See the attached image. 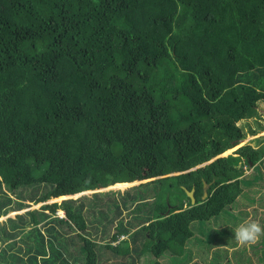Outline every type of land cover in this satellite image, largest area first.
<instances>
[{
  "label": "trees",
  "instance_id": "16d2710c",
  "mask_svg": "<svg viewBox=\"0 0 264 264\" xmlns=\"http://www.w3.org/2000/svg\"><path fill=\"white\" fill-rule=\"evenodd\" d=\"M206 63H218L213 83L196 76ZM263 94L264 0H0V264H100L106 249L124 264L145 255L186 264L193 249L153 247L157 220L233 210L238 182H228L251 165L255 177L241 181L257 189L244 199L264 203V136L258 148L241 144L264 132ZM202 148L213 155H196ZM135 182L120 196L49 203ZM203 183L214 206L190 212L186 190L199 202Z\"/></svg>",
  "mask_w": 264,
  "mask_h": 264
},
{
  "label": "rangeland",
  "instance_id": "374dc122",
  "mask_svg": "<svg viewBox=\"0 0 264 264\" xmlns=\"http://www.w3.org/2000/svg\"><path fill=\"white\" fill-rule=\"evenodd\" d=\"M236 21V23H239V21H237L236 19H234ZM226 22V20L222 21V17H220L219 21L216 23L217 24V29L216 31L220 30V28H224V23ZM252 22V21H251ZM229 30V29H228ZM230 31V30H229ZM227 37H229V35L226 33ZM231 39H233L232 37H230ZM233 41V40H232ZM245 49V48H244ZM240 50V49H239ZM218 63H215V66L210 64V63H206V65L203 67V70L196 73V76L198 79H201L203 81L206 82H214L210 79H213L212 74L213 72H217V68H218ZM220 79V78H219ZM219 79L217 80V82L219 81ZM198 83H201V80H198ZM197 83V84H198ZM264 95V94H263ZM257 108H258V112H259V119L258 121L260 122V125L262 127H264V99H260L257 102ZM252 122L251 120H247V121H242L239 122L238 124L240 126H242V128L245 130L246 127L250 126V123ZM254 123V122H253ZM254 126L256 127V131H259V127L254 124ZM249 132L248 131H245ZM251 134V133H250ZM250 134H248V137L246 138V142L245 144L241 143L242 146L246 145V144H250L251 146L258 148L260 146L257 147V142L254 141V139L260 137V136H264V132L260 133L257 136H251ZM208 144V143H206ZM259 144V143H258ZM201 153H203V156H210L213 155L214 151L211 149H207L204 150L203 148L200 149V151L196 154V155H200ZM233 154V153H230ZM227 154V155H230ZM195 155V156H196ZM224 156L222 155H217V156H213L211 160L209 161H205L203 164H199L196 165L193 163V165L191 164L190 168H183L184 171H177V172H169L163 175V177H168V176H181L184 173L187 172H195V171H199V169H202L203 167H208L209 165H212L213 162H215L216 160L223 158ZM226 157V156H225ZM185 160L182 159V161L180 162L181 164L184 165H188L185 164L184 162ZM204 161V159H203ZM168 162H170V159H168ZM243 166V163H240L238 168ZM205 167V168H206ZM204 169V168H203ZM243 171V170H242ZM240 171V174H242ZM257 169L253 168L252 165L251 167H245V176L250 177L253 175L255 177L256 173H257ZM237 179V178H231V180L228 182H238V184H235L234 186H232L238 193V197L236 198L237 200V207L234 208L233 210H226L228 211V213H226V211L222 212L218 217H215L213 220H206V221H202L199 222L198 220H195V217H191V220L187 222V224L185 225H179L178 219L174 220V221H170V215H168L167 217H165L164 219L161 220H157V235H156V242L158 240V236H159V231L161 230L162 227L164 228H174L173 232H170L169 230L166 231V233H162L161 234V238H162V243H167L164 247L162 244V248H157L156 247V242L154 243L153 247L155 248V250H157L158 252H165L168 249H170L171 251H173L174 253L180 254L183 251L186 252L188 249H193V251L195 253L192 254V257H190V260L188 262H186V264H238L242 261H245L246 259H251V263L250 264H264V243H262L264 241V236H261V238L259 239V241L255 244L252 245H247V246H241L239 245L235 239H234V234L230 233L232 230L235 229V227L240 224L241 222H243L244 220H254L257 221L261 224L262 227H264V203H263V197L261 200V203H253V204H249L245 199L244 196L245 194L247 195H253V190L257 189L256 186L248 184V187H246V185L242 182V178ZM242 180V181H241ZM241 181V183H240ZM144 182H149V181H143ZM211 183V182H209ZM209 183H207L209 185ZM240 183V184H239ZM257 183H263L264 184V180L263 179H258ZM139 185V182H136L134 184H131L125 188L122 187H107V188H101L96 190L95 192H119L116 196H120L121 194L125 193L126 191H128L129 189H131L132 187ZM240 185V188L238 187ZM211 187V184H210ZM210 187L208 188V192ZM204 190H206L205 184L203 183V187H202V191L204 194ZM192 191V190H191ZM234 192V191H233ZM92 192L90 193H84L81 194L80 196L75 197L74 199H78V197L84 196V195H90ZM177 193V191H176ZM214 193V190L212 192V195ZM244 193V194H243ZM209 194V193H208ZM211 195V196H212ZM240 195V196H239ZM244 195V196H243ZM181 196L187 201V198H185L184 194L181 193ZM210 195H208L207 197H205L203 200H201L202 206L203 207H210L212 208L214 205H210L209 201H210ZM259 196V194L255 195L254 197ZM202 199V198H201ZM62 199H55L50 201L49 203H54V202H61ZM174 201V199H173ZM25 203H30V202H25ZM196 205H199L198 203H195L194 205H192V207L190 208L191 210H193L195 207H197ZM42 206V204L40 205H33L31 209H38ZM229 208L232 207V205L228 206ZM27 211V209L20 211V212H13L11 213L9 216L10 217H15L16 215H21L22 213H25ZM229 213H232L231 216H233L232 218V223L230 222V218L231 216L229 215ZM59 215L61 217L64 216V212L62 210L59 211ZM239 219H237V217ZM180 219V218H179ZM182 219V218H181ZM4 219H0V222L3 221ZM225 220V221H224ZM226 220H228V222H226ZM195 221V222H194ZM234 222H236V226L234 225ZM170 224L172 226L175 227H170ZM179 226V227H177ZM1 228L3 229V225L1 226ZM225 229V231H224ZM115 229H112L111 231H109V235L105 237V240L102 241L100 239V237H97L96 239H98V244H102V243H108L109 241L112 240V235H114ZM114 232V233H112ZM191 237L187 242L186 240L183 241L182 238H186L187 237ZM127 239V237H122L120 239V241ZM178 241H180L181 243H179ZM21 243V242H20ZM117 244V243H116ZM99 246V245H98ZM105 255L104 257L101 259L100 264H124L126 261H124L122 258H120L119 256L116 257L113 255V253L111 251H108L107 249L104 250L103 252ZM181 254V256L183 255ZM220 255H226L227 257H218ZM138 255H134L133 258H137ZM160 259H157L153 256L150 255H145L143 257V259L141 260L140 264H155L156 262H160L161 264H175L168 256H160ZM204 260H206V262H204ZM177 263L181 264L180 260H177Z\"/></svg>",
  "mask_w": 264,
  "mask_h": 264
},
{
  "label": "clouds",
  "instance_id": "9594fccd",
  "mask_svg": "<svg viewBox=\"0 0 264 264\" xmlns=\"http://www.w3.org/2000/svg\"><path fill=\"white\" fill-rule=\"evenodd\" d=\"M87 192L93 193L95 191H87ZM82 193H86V192H82ZM82 193L75 194V195L80 196ZM75 195H69V196H64V197H66V199H74ZM233 233H234V239L239 245L247 246V245H252V244L257 243L259 239L261 238V236H264V227H262L259 222L248 219L238 224L235 227ZM142 259L143 258H141L139 262H141ZM157 263H160V262H157Z\"/></svg>",
  "mask_w": 264,
  "mask_h": 264
},
{
  "label": "water",
  "instance_id": "95a60500",
  "mask_svg": "<svg viewBox=\"0 0 264 264\" xmlns=\"http://www.w3.org/2000/svg\"><path fill=\"white\" fill-rule=\"evenodd\" d=\"M131 184H134V183H131ZM205 187H206V190H204V195L208 196V188L210 187V185L205 183ZM186 192H187L188 197L191 199V203L194 205L196 203L195 190L194 189L192 191L186 190ZM86 193H88V192H86ZM82 194H84V193H82ZM65 199H66V197H63L62 200H65Z\"/></svg>",
  "mask_w": 264,
  "mask_h": 264
},
{
  "label": "crops",
  "instance_id": "0c3cea01",
  "mask_svg": "<svg viewBox=\"0 0 264 264\" xmlns=\"http://www.w3.org/2000/svg\"><path fill=\"white\" fill-rule=\"evenodd\" d=\"M208 195H209V194H208ZM195 196H196V194H195ZM205 197H207V196L203 195V196L201 197L202 199H199V202H197L198 199L195 197V198H196V203L199 204V205H196L197 207H199V206L202 205L203 202H202L201 200H203ZM191 207H192V206H191ZM191 207H190V208H191ZM185 210H187V209H184L183 211H185ZM191 211H192V210L190 209V212H191ZM206 214H207V213H206ZM207 216H208V214H207Z\"/></svg>",
  "mask_w": 264,
  "mask_h": 264
}]
</instances>
